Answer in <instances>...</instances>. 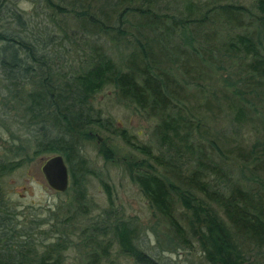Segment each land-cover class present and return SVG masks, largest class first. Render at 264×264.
I'll return each mask as SVG.
<instances>
[{
  "label": "trees",
  "instance_id": "obj_1",
  "mask_svg": "<svg viewBox=\"0 0 264 264\" xmlns=\"http://www.w3.org/2000/svg\"><path fill=\"white\" fill-rule=\"evenodd\" d=\"M105 89L152 122L149 142L105 115ZM99 131L141 155L125 170L164 223L153 253L84 154ZM2 133L0 182L61 154L71 196L50 233L24 230L0 185V264H100L106 234L130 264L195 244L206 264H264V0H0ZM89 176L109 207L78 228Z\"/></svg>",
  "mask_w": 264,
  "mask_h": 264
},
{
  "label": "rangeland",
  "instance_id": "obj_2",
  "mask_svg": "<svg viewBox=\"0 0 264 264\" xmlns=\"http://www.w3.org/2000/svg\"><path fill=\"white\" fill-rule=\"evenodd\" d=\"M97 104L104 110L106 116L114 119L117 128H124L136 140L149 142V130L152 122L147 120L136 111L132 105L119 101L111 90L105 89L96 97ZM93 138L84 145V154L90 161L94 171L100 173V177L108 183L113 199V206L119 215L125 219L132 220L138 229H141L140 240L145 243L146 251L153 253L156 247V238L153 232L164 230V223L159 219L150 207L146 198L139 188L130 181L125 170L127 159L140 158V153L131 150L125 145L120 137L109 132H92ZM5 134H0V153L6 150L3 140ZM102 146L112 149V157L108 158L101 152ZM50 156V155H48ZM48 156L34 158L23 167L15 170L1 179L0 185L4 201L17 213L20 227L28 229L30 220L43 221L36 229L50 233V225L60 221L66 216L65 210L71 193L56 192L46 183L41 173L43 159ZM86 194L88 201L87 217L82 218L76 225L78 228L86 225L87 218L92 220L109 207L107 193L98 178L89 176L86 183ZM66 206V207H65ZM52 219V220H51ZM61 229L60 224L56 227ZM69 228H73L70 226ZM67 229V228H66ZM105 241L110 237L114 242L110 252V259L103 260L100 264H130L120 253L115 240L110 234L102 235ZM76 237H72L75 242ZM76 249L66 252L67 261L74 263L77 254ZM168 264H206L203 255L196 246L193 249L180 248L174 252H156Z\"/></svg>",
  "mask_w": 264,
  "mask_h": 264
},
{
  "label": "water",
  "instance_id": "obj_3",
  "mask_svg": "<svg viewBox=\"0 0 264 264\" xmlns=\"http://www.w3.org/2000/svg\"><path fill=\"white\" fill-rule=\"evenodd\" d=\"M40 170L52 190L56 192L67 190L70 176L67 164L61 154H52L43 159Z\"/></svg>",
  "mask_w": 264,
  "mask_h": 264
}]
</instances>
